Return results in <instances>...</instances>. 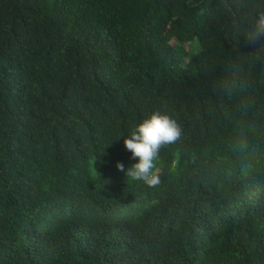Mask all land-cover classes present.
<instances>
[{"label": "trees", "instance_id": "1", "mask_svg": "<svg viewBox=\"0 0 264 264\" xmlns=\"http://www.w3.org/2000/svg\"><path fill=\"white\" fill-rule=\"evenodd\" d=\"M261 15L0 0V264H264ZM153 112L182 134L149 187L124 139Z\"/></svg>", "mask_w": 264, "mask_h": 264}, {"label": "clouds", "instance_id": "2", "mask_svg": "<svg viewBox=\"0 0 264 264\" xmlns=\"http://www.w3.org/2000/svg\"><path fill=\"white\" fill-rule=\"evenodd\" d=\"M258 32L264 35V15L258 18ZM182 134L178 122L166 114L153 112L136 125L124 139V147L137 162L127 169L126 174L134 180L143 181L149 187L160 183V177L154 173V161L162 146L174 143ZM120 171L124 165L117 163Z\"/></svg>", "mask_w": 264, "mask_h": 264}, {"label": "rangeland", "instance_id": "3", "mask_svg": "<svg viewBox=\"0 0 264 264\" xmlns=\"http://www.w3.org/2000/svg\"><path fill=\"white\" fill-rule=\"evenodd\" d=\"M190 45H192L193 47H195V49H194L195 51H198L199 48H200V44H199L198 39H195V40L191 41Z\"/></svg>", "mask_w": 264, "mask_h": 264}]
</instances>
